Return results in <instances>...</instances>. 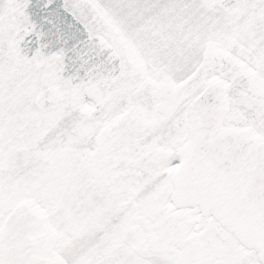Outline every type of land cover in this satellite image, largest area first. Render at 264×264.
Masks as SVG:
<instances>
[{
  "label": "snow or ice",
  "instance_id": "obj_1",
  "mask_svg": "<svg viewBox=\"0 0 264 264\" xmlns=\"http://www.w3.org/2000/svg\"><path fill=\"white\" fill-rule=\"evenodd\" d=\"M0 264H264V0H0Z\"/></svg>",
  "mask_w": 264,
  "mask_h": 264
}]
</instances>
